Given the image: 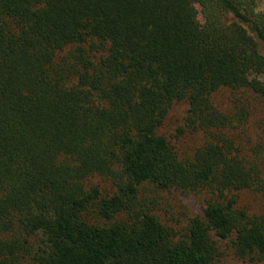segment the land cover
Segmentation results:
<instances>
[{"label":"trees","instance_id":"trees-1","mask_svg":"<svg viewBox=\"0 0 264 264\" xmlns=\"http://www.w3.org/2000/svg\"><path fill=\"white\" fill-rule=\"evenodd\" d=\"M259 42L255 0H0V264H221L223 242L264 261V212L226 195L264 200V125L244 148L248 112L212 97L264 102ZM181 101L188 157L158 133ZM144 184L201 213L163 223Z\"/></svg>","mask_w":264,"mask_h":264},{"label":"rangeland","instance_id":"rangeland-1","mask_svg":"<svg viewBox=\"0 0 264 264\" xmlns=\"http://www.w3.org/2000/svg\"><path fill=\"white\" fill-rule=\"evenodd\" d=\"M256 9L264 12V0H255ZM200 18L201 15L199 14ZM259 49L264 52V44L259 42ZM264 84V73L257 77ZM213 100L220 108H232L233 102L242 106L248 112L244 126L237 129L236 139L244 148H249L261 134L264 125V102L256 98L250 92L232 96L228 89H220L213 94ZM236 98V99H235ZM188 104L186 101L173 103L168 113L158 128V133L166 135L171 141L180 157L192 156L194 150L199 147L204 136L201 131H189L184 127ZM183 128L182 132L178 129ZM102 191H111L110 185L102 179L94 178ZM227 197L234 196L236 206L244 209L250 215H259L264 212V200L259 193L248 189L228 192ZM144 200L154 202V213L160 220L175 229L184 231L190 217L201 213L204 194L186 195L175 190L162 191L151 184H144L139 194ZM222 253L221 264H264V261L249 262L235 257L226 242L220 247Z\"/></svg>","mask_w":264,"mask_h":264}]
</instances>
